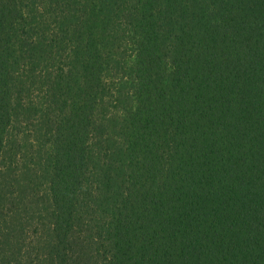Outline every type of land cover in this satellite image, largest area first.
<instances>
[{"label":"trees","instance_id":"16d2710c","mask_svg":"<svg viewBox=\"0 0 264 264\" xmlns=\"http://www.w3.org/2000/svg\"><path fill=\"white\" fill-rule=\"evenodd\" d=\"M0 264H264V0H0Z\"/></svg>","mask_w":264,"mask_h":264},{"label":"rangeland","instance_id":"374dc122","mask_svg":"<svg viewBox=\"0 0 264 264\" xmlns=\"http://www.w3.org/2000/svg\"><path fill=\"white\" fill-rule=\"evenodd\" d=\"M12 139H13V137H12ZM10 147H11V144H10Z\"/></svg>","mask_w":264,"mask_h":264}]
</instances>
